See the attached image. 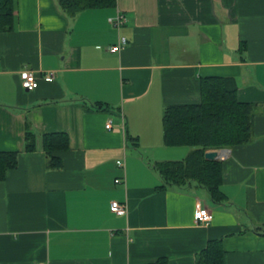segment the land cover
Segmentation results:
<instances>
[{"label": "crops", "instance_id": "crops-1", "mask_svg": "<svg viewBox=\"0 0 264 264\" xmlns=\"http://www.w3.org/2000/svg\"><path fill=\"white\" fill-rule=\"evenodd\" d=\"M25 70L56 80L29 92ZM202 77L234 78L255 107L251 141L225 148L221 205L196 184L157 189L155 164L192 151L165 145L164 110L200 103ZM51 133L70 138L58 170L43 152ZM0 152L19 153L0 182V264H196L211 240L224 264H264V0H117L75 17L58 0H14L0 32ZM198 203L210 224L196 223Z\"/></svg>", "mask_w": 264, "mask_h": 264}, {"label": "trees", "instance_id": "trees-1", "mask_svg": "<svg viewBox=\"0 0 264 264\" xmlns=\"http://www.w3.org/2000/svg\"><path fill=\"white\" fill-rule=\"evenodd\" d=\"M58 3L67 15L75 17L86 10L114 7L117 0H58ZM13 26L14 0H0V32L12 31ZM200 91V103L170 105L164 110L162 122L165 145L190 147L192 151L182 160L155 164L154 168L163 181L157 189H181L196 184L207 191L213 203L221 205L228 201L221 189L224 180L223 162L207 160L206 154L212 150L249 143L255 107L251 103L239 101L238 85L234 78L202 77ZM95 107L109 110L99 103ZM42 144L48 169H61L64 165L62 155L70 149L68 134H45ZM36 150L35 134L28 124L24 151L32 153ZM18 165V152H0V182ZM224 255L222 241L211 240L198 254L196 264H224ZM152 264H168V260L160 258Z\"/></svg>", "mask_w": 264, "mask_h": 264}, {"label": "built area", "instance_id": "built-area-1", "mask_svg": "<svg viewBox=\"0 0 264 264\" xmlns=\"http://www.w3.org/2000/svg\"><path fill=\"white\" fill-rule=\"evenodd\" d=\"M111 22L112 23L114 22V24L117 27H120L124 25L127 22V20L124 15L119 14L115 19L111 20ZM127 44H128L127 39L125 37H121L119 39L118 44L113 46L110 49V51L112 53H118L122 51L126 47ZM55 80H56V74L54 71L36 73L30 70H25L20 73L21 87L24 90L29 91V92L36 90L42 81L46 83H52ZM106 128L108 130H112L114 128L112 120L108 121V123L106 124ZM123 129H124V126H123ZM212 151L217 152L218 161H224L230 155V151L228 149H219V150H212ZM117 164L119 167H123L122 162L119 161L117 162ZM120 182L121 180L119 179L116 180V183H120ZM111 211L118 216H124L127 213V206L126 204H122L119 202H112ZM195 220L198 225H208L213 220V214L208 208L198 203L196 206V211H195ZM40 264H46V263H40Z\"/></svg>", "mask_w": 264, "mask_h": 264}, {"label": "water", "instance_id": "water-1", "mask_svg": "<svg viewBox=\"0 0 264 264\" xmlns=\"http://www.w3.org/2000/svg\"><path fill=\"white\" fill-rule=\"evenodd\" d=\"M217 152L211 151L206 154V159L210 161H216L217 160Z\"/></svg>", "mask_w": 264, "mask_h": 264}]
</instances>
